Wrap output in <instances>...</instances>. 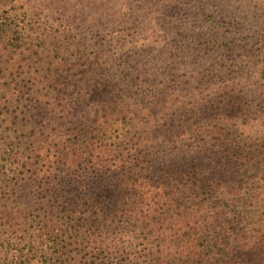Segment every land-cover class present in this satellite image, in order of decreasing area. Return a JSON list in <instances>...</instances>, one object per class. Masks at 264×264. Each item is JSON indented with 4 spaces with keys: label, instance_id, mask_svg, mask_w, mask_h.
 <instances>
[{
    "label": "trees",
    "instance_id": "1",
    "mask_svg": "<svg viewBox=\"0 0 264 264\" xmlns=\"http://www.w3.org/2000/svg\"><path fill=\"white\" fill-rule=\"evenodd\" d=\"M35 1L0 0V264H264V0Z\"/></svg>",
    "mask_w": 264,
    "mask_h": 264
},
{
    "label": "rangeland",
    "instance_id": "2",
    "mask_svg": "<svg viewBox=\"0 0 264 264\" xmlns=\"http://www.w3.org/2000/svg\"><path fill=\"white\" fill-rule=\"evenodd\" d=\"M32 1H35V0H30V2H32ZM37 1H39V0H37ZM37 1H35V2H37ZM91 4L93 3V2H99V0H88ZM29 4H31V3H29ZM27 6L26 5H23V8L25 9ZM21 8V7H20ZM235 88H239V87H235ZM99 190H97V192H98ZM104 193V194H103ZM103 193H101V194H99V197H103L104 199H106V203H105V208L106 209H110V203L112 202V200H113V197L111 196V193H109V192H107V191H104ZM112 205H113V203H112Z\"/></svg>",
    "mask_w": 264,
    "mask_h": 264
}]
</instances>
